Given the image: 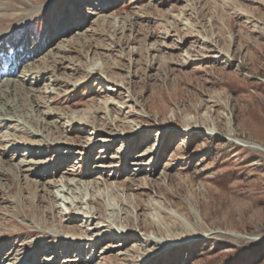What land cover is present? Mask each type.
Segmentation results:
<instances>
[{
	"label": "rangeland",
	"instance_id": "1",
	"mask_svg": "<svg viewBox=\"0 0 264 264\" xmlns=\"http://www.w3.org/2000/svg\"><path fill=\"white\" fill-rule=\"evenodd\" d=\"M0 114V264H264V0H0Z\"/></svg>",
	"mask_w": 264,
	"mask_h": 264
},
{
	"label": "bare ground",
	"instance_id": "2",
	"mask_svg": "<svg viewBox=\"0 0 264 264\" xmlns=\"http://www.w3.org/2000/svg\"><path fill=\"white\" fill-rule=\"evenodd\" d=\"M10 81H8V83H9ZM12 120V118H10V117H4V116H2L1 114H0V125H1V123H3V122H5L6 124L9 122V121H11ZM256 149H259V150H261V151H263L264 152V149L263 148H259V147H255ZM25 163V161L23 162V164ZM29 163H30V161H29Z\"/></svg>",
	"mask_w": 264,
	"mask_h": 264
}]
</instances>
